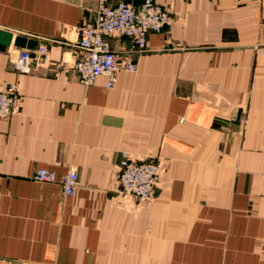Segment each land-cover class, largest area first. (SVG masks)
Masks as SVG:
<instances>
[{
  "label": "crops",
  "instance_id": "1",
  "mask_svg": "<svg viewBox=\"0 0 264 264\" xmlns=\"http://www.w3.org/2000/svg\"><path fill=\"white\" fill-rule=\"evenodd\" d=\"M156 1L173 23L106 88L73 69L98 0H0V90L21 98L0 119V264H264V0ZM17 35L39 42L30 72ZM125 158L160 164L151 199L120 191Z\"/></svg>",
  "mask_w": 264,
  "mask_h": 264
},
{
  "label": "built area",
  "instance_id": "2",
  "mask_svg": "<svg viewBox=\"0 0 264 264\" xmlns=\"http://www.w3.org/2000/svg\"><path fill=\"white\" fill-rule=\"evenodd\" d=\"M173 15L156 0H140L134 3L126 0L110 2L98 0L94 17L83 23L79 29L76 59L73 69L84 85L93 84L97 77L106 76V88H112L122 70L135 71L136 62L132 55L147 51V36L159 32L173 23ZM130 38L132 54L121 55L111 48L108 38ZM41 53L47 47H39ZM32 56L29 49H22L16 60L20 72H30ZM20 96L15 86L0 90V119L9 118L20 105ZM161 174L160 164L155 160H122L118 172L119 189L136 200H149ZM34 178L41 182H53V170L40 167ZM78 173L69 169L62 177L61 184L66 195H73L78 185Z\"/></svg>",
  "mask_w": 264,
  "mask_h": 264
},
{
  "label": "water",
  "instance_id": "3",
  "mask_svg": "<svg viewBox=\"0 0 264 264\" xmlns=\"http://www.w3.org/2000/svg\"><path fill=\"white\" fill-rule=\"evenodd\" d=\"M13 36V32L0 29V45L8 46L11 43ZM14 45L21 48L36 49L39 45V42L33 38L17 35L14 37Z\"/></svg>",
  "mask_w": 264,
  "mask_h": 264
}]
</instances>
